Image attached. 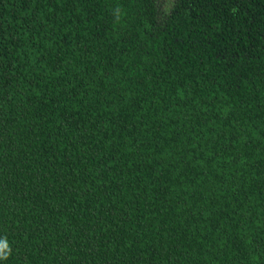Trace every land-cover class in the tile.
<instances>
[{
    "label": "trees",
    "instance_id": "trees-1",
    "mask_svg": "<svg viewBox=\"0 0 264 264\" xmlns=\"http://www.w3.org/2000/svg\"><path fill=\"white\" fill-rule=\"evenodd\" d=\"M0 264H264V0H0Z\"/></svg>",
    "mask_w": 264,
    "mask_h": 264
}]
</instances>
